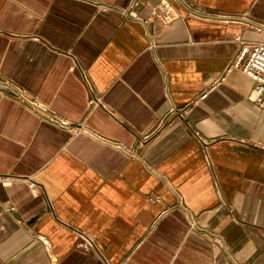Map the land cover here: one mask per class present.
Segmentation results:
<instances>
[{
	"label": "crops",
	"instance_id": "crops-1",
	"mask_svg": "<svg viewBox=\"0 0 264 264\" xmlns=\"http://www.w3.org/2000/svg\"><path fill=\"white\" fill-rule=\"evenodd\" d=\"M132 1L0 0V264H264V0Z\"/></svg>",
	"mask_w": 264,
	"mask_h": 264
},
{
	"label": "built area",
	"instance_id": "built-area-1",
	"mask_svg": "<svg viewBox=\"0 0 264 264\" xmlns=\"http://www.w3.org/2000/svg\"><path fill=\"white\" fill-rule=\"evenodd\" d=\"M139 6V1L133 0L131 7L127 10V14L137 19L138 14L134 9ZM152 16L158 19L162 24L168 25L174 21L177 17V10L170 0H160L157 5L152 8ZM147 22V21H144ZM261 31V28L258 29ZM239 39V38H238ZM240 40V39H239ZM240 49L235 59L227 66L224 75L229 74L234 70H239L246 76L251 78L254 82V88L252 91V100L259 104L264 105V41H242ZM208 96V91L193 101V104H197L200 100L205 99ZM52 120L59 124L63 128H68L69 121L65 119H59L58 117H52ZM201 138V137H199ZM257 146L264 150V129L263 138L257 142ZM1 182L5 185L10 183L9 179H1ZM3 209V205L0 201V213ZM83 242L79 244L82 248H88L93 246L91 239L83 236ZM46 249L49 251L51 243L49 239H42Z\"/></svg>",
	"mask_w": 264,
	"mask_h": 264
},
{
	"label": "water",
	"instance_id": "water-1",
	"mask_svg": "<svg viewBox=\"0 0 264 264\" xmlns=\"http://www.w3.org/2000/svg\"><path fill=\"white\" fill-rule=\"evenodd\" d=\"M259 28H261V29L263 28V29H264V26H262V25H259Z\"/></svg>",
	"mask_w": 264,
	"mask_h": 264
}]
</instances>
